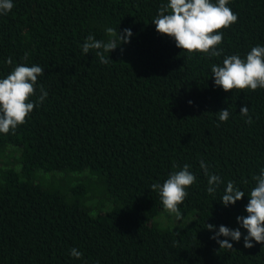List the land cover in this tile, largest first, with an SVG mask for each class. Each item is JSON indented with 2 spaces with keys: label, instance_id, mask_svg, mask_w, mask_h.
I'll return each instance as SVG.
<instances>
[{
  "label": "trees",
  "instance_id": "obj_1",
  "mask_svg": "<svg viewBox=\"0 0 264 264\" xmlns=\"http://www.w3.org/2000/svg\"><path fill=\"white\" fill-rule=\"evenodd\" d=\"M167 3L13 0L0 15V78L36 64L44 75L31 99L39 86L48 93L25 124L0 133V264H264V244L245 248L236 219L248 215L253 176L264 169V88L225 92L211 72L226 56L264 47V0H230L238 21L221 29L219 57L188 55L156 31ZM124 29L130 42L104 53L107 64L96 50L83 53L89 34L119 44ZM201 161L223 180L215 194ZM185 164L197 180L182 219L160 223L165 209L151 185ZM228 181L245 196L224 206ZM220 225L242 232L239 242L219 237L232 250L210 238Z\"/></svg>",
  "mask_w": 264,
  "mask_h": 264
},
{
  "label": "clouds",
  "instance_id": "obj_2",
  "mask_svg": "<svg viewBox=\"0 0 264 264\" xmlns=\"http://www.w3.org/2000/svg\"><path fill=\"white\" fill-rule=\"evenodd\" d=\"M229 2L230 0H217V3L213 4L211 0H168L166 5H161L152 23L159 34L173 38L176 47L185 50L188 55L199 53L207 57H219L223 52L220 48L223 42L221 29H227L238 21V15L227 6ZM13 7V0H0V15L11 12ZM106 31L110 36L116 34L112 28ZM118 35L121 41L119 44L114 39L105 43L89 34L82 51L87 54L90 50H96L95 55L99 57L101 63L107 64L109 60L104 53L112 52L119 45L130 42L129 38L133 33L130 29H124L123 33ZM7 62L11 64V58ZM211 72L215 85L225 92H232L233 89L255 91L264 88V47H252L245 59L239 54L226 56L222 66L212 65ZM42 75L44 68L41 66L20 64L5 78H0V133L9 134L10 131L14 133L18 126L27 122L26 118L34 108L48 96L43 86H39L41 94L37 101L31 99L36 96L38 78ZM217 114L222 122H226L230 116L228 109H222ZM240 114L248 117L246 123L253 122L247 106L240 109ZM200 166L208 177V193L215 194L216 188L223 180L218 175L209 173L204 161L200 162ZM189 168L190 165L185 164L181 170L171 173L162 185L159 183L151 185V190L158 191L164 209L170 214H175L177 219H182L179 206L188 196L187 189L197 180ZM253 180L256 181V185L250 192L245 209L248 215L236 218L240 227L247 230V235L243 236L245 248L254 247L253 240L264 244V169L260 175L253 176ZM244 196L242 190L234 187L233 181H228L220 200L224 206L235 205ZM215 227L206 224L209 231H214ZM221 236L239 242L242 232L240 228L230 229L220 225L218 231L210 237L216 240L220 249L232 250L233 244L228 239H219ZM70 255L80 259L83 253L72 248Z\"/></svg>",
  "mask_w": 264,
  "mask_h": 264
},
{
  "label": "rangeland",
  "instance_id": "obj_3",
  "mask_svg": "<svg viewBox=\"0 0 264 264\" xmlns=\"http://www.w3.org/2000/svg\"><path fill=\"white\" fill-rule=\"evenodd\" d=\"M5 167H7V164L4 163L3 161H1L0 162V168H5ZM168 216L172 217V219H174L175 222H179L178 221L179 219H177V217L174 216V214H170L168 211L165 210L160 216H158L160 223L166 224L167 222H170L171 220L169 219ZM168 219H169V221H168Z\"/></svg>",
  "mask_w": 264,
  "mask_h": 264
}]
</instances>
